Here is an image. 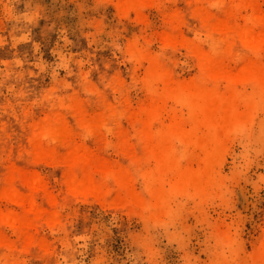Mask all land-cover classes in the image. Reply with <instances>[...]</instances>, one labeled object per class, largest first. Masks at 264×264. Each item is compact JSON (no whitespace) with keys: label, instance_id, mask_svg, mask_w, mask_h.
<instances>
[{"label":"bare ground","instance_id":"6f19581e","mask_svg":"<svg viewBox=\"0 0 264 264\" xmlns=\"http://www.w3.org/2000/svg\"><path fill=\"white\" fill-rule=\"evenodd\" d=\"M174 1L182 6L164 14L162 42L167 52L182 50L194 61V78H177L172 65L133 47L134 62L147 64L148 100L137 109L127 107L119 76L102 88L46 92L33 114L2 106L0 264H21L24 257L50 264L54 243L44 232L66 231L72 204L119 206L156 220L168 214L174 197L201 198L215 186L211 165L194 168L181 156L211 141L214 147L205 151L217 162L230 135L264 104V13L257 0ZM156 3L117 0L122 12L140 21ZM197 33L204 44L195 41ZM248 87L249 95L242 92ZM107 145L118 155L113 164L103 160ZM44 167L54 170V185L41 174ZM258 258L264 263V245Z\"/></svg>","mask_w":264,"mask_h":264},{"label":"rangeland","instance_id":"374dc122","mask_svg":"<svg viewBox=\"0 0 264 264\" xmlns=\"http://www.w3.org/2000/svg\"><path fill=\"white\" fill-rule=\"evenodd\" d=\"M257 1L264 13V0ZM156 5L140 21L122 12L117 0H0V116L3 105L33 114L46 92L102 88L113 76L126 86L127 107L137 109L148 100L147 64L134 62L133 47L172 65L177 78H194V61L182 50L167 52L162 42L164 14L182 5ZM193 37L205 43L204 34ZM122 123L129 128L127 120ZM205 144L187 149L181 161L211 165L216 184L206 196L174 197L168 214L156 220L119 206L72 204L69 228L44 232L54 243L50 264H264L258 258L264 245V104L250 124L230 135L217 162L205 151L213 143ZM103 160L113 164L118 155L107 145ZM40 172L54 185L53 169ZM135 189L142 190L139 182ZM4 234L14 239L9 230ZM21 264L39 263L24 257Z\"/></svg>","mask_w":264,"mask_h":264}]
</instances>
